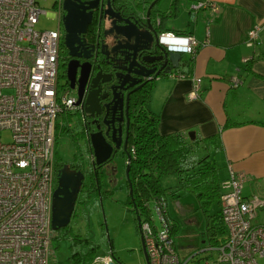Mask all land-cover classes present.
<instances>
[{"label": "built area", "instance_id": "1", "mask_svg": "<svg viewBox=\"0 0 264 264\" xmlns=\"http://www.w3.org/2000/svg\"><path fill=\"white\" fill-rule=\"evenodd\" d=\"M218 4L197 0L191 8L215 13ZM56 2V29H37L44 11L35 0H0V132L8 130L9 141L0 138V264H50L54 230L51 227L52 193L55 188L54 134L57 116L77 111L76 90L59 84V55L62 40L60 13ZM264 26L256 24L246 35L245 44L257 46ZM160 41L168 47L193 55L199 45L193 35L163 31ZM249 58H242L244 63ZM185 76L182 70L172 72ZM188 98L200 93V78ZM242 80L233 75L229 85ZM60 86L62 88L60 89ZM8 91V92H5ZM133 152V148H131ZM88 159L93 161L92 152ZM220 183L219 217L225 234L184 258L174 246L173 220L163 197L148 202L149 213L139 216L141 244L147 264H264V224L255 222L264 199L256 193L244 195V176L228 167ZM89 264H118L110 250L99 251Z\"/></svg>", "mask_w": 264, "mask_h": 264}, {"label": "crops", "instance_id": "2", "mask_svg": "<svg viewBox=\"0 0 264 264\" xmlns=\"http://www.w3.org/2000/svg\"><path fill=\"white\" fill-rule=\"evenodd\" d=\"M160 1L162 30L193 35L199 45L195 54L182 56L190 61L187 75L170 73L154 80L148 106L159 116L158 131L217 135L219 149L212 159L221 179L231 167L245 178L242 194L264 199V31L257 46L245 44L251 27L264 26V0H209L219 6L213 14L192 9L197 0H165L163 6ZM233 75L242 80L238 87L229 85ZM197 77L200 93L189 99ZM255 218L264 224V207Z\"/></svg>", "mask_w": 264, "mask_h": 264}, {"label": "rangeland", "instance_id": "3", "mask_svg": "<svg viewBox=\"0 0 264 264\" xmlns=\"http://www.w3.org/2000/svg\"><path fill=\"white\" fill-rule=\"evenodd\" d=\"M36 4L44 10L38 17L37 29H56L57 0H35ZM165 0H161L159 5L163 6ZM65 80L59 77V84H64ZM62 86H60V89ZM5 92H8L5 90ZM77 115L75 111L65 112L57 116V122L61 126H69L70 131H60L55 142L54 159L56 162L70 161L76 157V161L84 169V182L89 183L93 177L89 174L90 162L85 150L84 140L76 135V142L72 141L70 134L77 132L75 122ZM2 141H9L11 134L8 130L0 132ZM126 162L121 150L115 152L109 163L100 170V184L104 192L103 195H96L94 192L86 197L82 204H78L80 215L71 216L67 226L54 230L57 237H53L51 245L52 251L49 257L50 264H73L69 259L70 236L80 232L88 235L94 243H99V251H107L106 242L111 240L112 249L115 253V260L118 264H145V257L142 251L141 237L135 220V215L125 203L127 196ZM71 169V168H70ZM113 169V173L111 170ZM176 176L172 173L165 174L161 178V184L173 186L176 183ZM83 182V181H82ZM56 186V180L54 181ZM83 186V192L86 193ZM245 188H243V193ZM80 195V196H81ZM165 209L170 219L177 223L178 228L173 234L174 246L180 258H184L192 253L205 248L208 245L209 230L213 233L214 239H220L224 234V227L219 217V205L211 202L203 205L194 194L183 192L178 196L165 195ZM257 220L255 219V222ZM66 228L67 231L63 229ZM204 257L213 258L214 254L200 252L196 255L200 264H204ZM226 264V263H223Z\"/></svg>", "mask_w": 264, "mask_h": 264}, {"label": "trees", "instance_id": "4", "mask_svg": "<svg viewBox=\"0 0 264 264\" xmlns=\"http://www.w3.org/2000/svg\"><path fill=\"white\" fill-rule=\"evenodd\" d=\"M126 5L128 10L132 9V3L141 11H144L153 0H121ZM160 0H157L156 4ZM188 72L190 70V61L187 60ZM188 73H185L187 75ZM153 84L144 91L143 96L134 105V120L130 128L125 149L121 150L125 158L127 172L126 189L127 196L125 203L134 215L141 216L143 213H149L148 202L157 197L165 195L178 196L183 192H189L202 202L203 205H209L211 202H216L219 205L220 183L221 177L219 173L220 167L212 159V153L219 149L217 146V135L202 138L194 134L191 138L185 132H174L161 134L158 131V114L149 109V101L151 98ZM62 112L60 114H63ZM226 125H230L229 122ZM77 132L71 133L72 141L76 142V135H79L84 140L85 150L87 155L91 152L89 143H87V129L84 127L81 118H77L75 122ZM70 131V128L64 124L61 126L55 122L54 143L60 131ZM133 148V152H131ZM110 158L108 161H111ZM89 160V159H88ZM107 161V162H108ZM89 174L93 177L89 183L82 182L79 194L75 202L73 216L80 215L78 204H82L86 197L92 192L90 185L94 187L95 194L100 196L104 192L100 184L99 172H94L92 161H90ZM68 164L69 168L73 165L76 169H82L81 164L73 157L70 161L56 162V171ZM73 164V165H72ZM105 164V163H104ZM103 165V164H102ZM101 166V165H99ZM98 171V170H97ZM174 174L176 176V184L174 186L164 187L161 184V178L165 174ZM85 174V172H84ZM83 186L86 188V193L83 195ZM81 193V194H80ZM81 195V196H80ZM82 213V212H81ZM136 220V218H135ZM174 222V221H173ZM137 223V221H136ZM178 225L173 223L172 233L177 230ZM67 231L66 228L63 229ZM54 238L57 237L53 236ZM209 240L217 242L213 237V233L209 230ZM106 249L110 250L115 258V253L112 249L111 240L108 238ZM70 255L68 259L73 264H89L93 256L100 248L99 243H94L86 234L77 232L70 236Z\"/></svg>", "mask_w": 264, "mask_h": 264}, {"label": "flooded vegetation", "instance_id": "5", "mask_svg": "<svg viewBox=\"0 0 264 264\" xmlns=\"http://www.w3.org/2000/svg\"><path fill=\"white\" fill-rule=\"evenodd\" d=\"M79 1H85V3L88 1L89 4L93 5L92 9L85 10L86 12L91 10L90 21L87 23L84 32H75L72 53H70V49L64 42L65 30L62 24L64 10H61L62 40L59 71L65 83L70 87L66 73L68 63L72 61L75 66L74 88L70 89L74 91L79 84L78 79L82 70L87 68L88 73L84 81L82 104L78 105L79 108L75 111L77 118H81L88 133L101 130L106 132L107 140L111 141L112 131L114 130L116 135L119 131L121 132L122 143L123 141L127 142L134 120V105L141 99L144 91L154 83V73L161 67V61L155 60L154 57L161 54V51L154 48L138 50L133 59L135 65L126 73L127 71L123 67L127 65V62L122 61L121 54V46L124 42L115 37L114 32L109 31L111 20L104 15V9L110 5L114 11L135 21L141 28H145L144 22L150 18L157 35L160 36L163 30L157 4L155 3L150 8L147 16V9L152 1L147 4L148 6L144 11H141L134 3L131 5L132 9L128 10V7L126 8L121 0ZM130 59L131 56H128V61ZM97 73L98 77L93 82ZM122 80L124 81L122 82ZM87 100L91 103H86ZM90 106L92 111H86ZM109 162L93 167L94 172H99L100 175V169ZM71 169L77 170L74 165ZM111 172L113 173V169ZM90 190L95 193L94 187L91 185Z\"/></svg>", "mask_w": 264, "mask_h": 264}, {"label": "water", "instance_id": "6", "mask_svg": "<svg viewBox=\"0 0 264 264\" xmlns=\"http://www.w3.org/2000/svg\"><path fill=\"white\" fill-rule=\"evenodd\" d=\"M157 2L153 0L147 9V16L149 15L150 8ZM93 5L88 1L79 0H62V9L64 15L62 17V24L65 30L64 42L72 53L73 36L75 32H84L86 25L90 21L91 10L86 12V9H92ZM104 15L110 19V32L115 33V37H118L124 44L121 46L122 61L127 62V65L123 67L128 73L130 68L135 65L133 61L134 56L138 50L154 48L160 50L161 54L157 55L155 60L161 61V67L155 71L154 79L160 75H167L173 71L182 70V72H188V66L186 60L182 59L183 52L176 50L177 48L172 46L168 47L160 41V36L157 35L150 18H147L144 22L145 28H141L137 23L128 17L122 16L119 12L114 11L110 5L104 9ZM128 56L131 59L128 61ZM75 66L71 62L67 67V79L70 81V88H74L73 77L75 73ZM87 68L82 70V74L78 79V86L76 88L77 100L75 104H80L83 98L84 81L87 77ZM98 73L93 78V82L97 79ZM124 80H122L123 82ZM133 83V82H132ZM131 83V84H132ZM86 103L90 104L89 100ZM86 111H92V108H87ZM188 135L193 138L194 132L190 131ZM87 141L91 148V152L94 156L92 166H99L107 162L112 158L113 154L118 150H123L126 147V142L123 141L121 132L118 131L117 135L115 131H112L111 141L106 138V132L101 130L93 131L87 134ZM122 143V144H121ZM128 167L125 168L127 172ZM84 179V173L80 169H70L68 164H63L56 171V186L52 193V218L51 227L53 230L60 229L69 224L72 212L74 210L77 195ZM137 226L139 225V215L135 216ZM145 264H147V257L143 245L141 246Z\"/></svg>", "mask_w": 264, "mask_h": 264}]
</instances>
